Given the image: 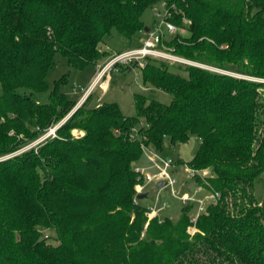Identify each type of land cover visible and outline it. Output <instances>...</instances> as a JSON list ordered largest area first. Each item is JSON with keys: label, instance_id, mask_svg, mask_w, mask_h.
Here are the masks:
<instances>
[{"label": "trees", "instance_id": "1", "mask_svg": "<svg viewBox=\"0 0 264 264\" xmlns=\"http://www.w3.org/2000/svg\"><path fill=\"white\" fill-rule=\"evenodd\" d=\"M159 1L179 30L162 25L156 47L229 73L152 56L117 63L138 65L145 85L171 95L134 93V116L90 105L91 92L76 107L58 84L49 89L56 54L97 65L112 30L141 40L127 49L142 46L155 24L146 31L142 14ZM63 119L56 136L28 147ZM191 135L199 149L177 163L209 169L196 183L218 193L193 234L188 203L177 220L149 219L135 190L145 149ZM263 177L264 0H0V264H264L254 194Z\"/></svg>", "mask_w": 264, "mask_h": 264}, {"label": "rangeland", "instance_id": "2", "mask_svg": "<svg viewBox=\"0 0 264 264\" xmlns=\"http://www.w3.org/2000/svg\"><path fill=\"white\" fill-rule=\"evenodd\" d=\"M163 1H159L152 7H148L142 14V20L147 27L153 26L159 22V17L154 16V13L163 7ZM163 34L166 36L168 32L163 28ZM141 40L134 38L127 40L121 36L116 30H112L110 35L104 37L100 43L101 49H106L110 55L106 56L103 60H100L97 65L88 64L85 67L78 69L68 65L66 57L61 54H56L55 63L46 75V81L49 89H53L57 84L63 93L73 99H78L76 107H79L84 101V96L92 93L90 99V105L95 106L103 102H114L117 103L122 113L126 116H134L136 114L135 107L133 105V94L141 93L146 95L149 99L158 100L163 103H169L171 101V95L157 89L151 85H145L142 81L141 69L138 65H133L129 68H122L121 66L108 67L103 73L102 68L112 59L115 52H122L127 50L129 47L141 45ZM188 60V59H186ZM168 61V60H167ZM192 62L191 65H197L218 71L220 73H229L227 71L211 68L205 65ZM175 62H170V64ZM240 76L238 74H233ZM94 78V79H93ZM65 119L52 125L54 133L50 137L56 136V129L63 124ZM48 128V130L50 129ZM47 130V131H48ZM75 136L83 134L80 130H72ZM44 141V140H43ZM38 144V143H37ZM37 144L29 147H36ZM199 138L196 135H191L186 143L172 144L169 137H165L163 140L162 148L156 151L155 158L161 163V160L171 159L173 161V168H171V176L176 179V183L172 186L164 185L162 187L157 186V180L153 179L150 182H145L142 191L146 194V197L137 199L138 204L146 209H155L157 215L160 218H169L171 220H177L180 215L182 208L185 204L179 199L183 192L189 193L192 199L188 201L190 206L189 214L191 217L197 216L202 212L198 210V203L200 200L204 201L205 208L214 202L211 198V193L201 185L196 183L195 178L191 177L185 169L188 167L180 165L178 160L184 162L189 161L199 149ZM28 148V147H27ZM144 157V155L142 156ZM202 171V170H201ZM150 173H154L149 171ZM205 173L209 172V169H204ZM202 174V173H201ZM204 175V174H202ZM200 179H204L200 176ZM138 184L135 186V190ZM198 192H196V188ZM138 193V191L136 190ZM254 194L259 203L264 198V177L262 181L255 184ZM167 203L166 206H162ZM147 217L152 218L151 214L147 213ZM196 223V222H195ZM195 223L191 222L188 227L190 234L196 231ZM43 238L47 239V243L56 245V235L51 229H42Z\"/></svg>", "mask_w": 264, "mask_h": 264}, {"label": "built area", "instance_id": "3", "mask_svg": "<svg viewBox=\"0 0 264 264\" xmlns=\"http://www.w3.org/2000/svg\"><path fill=\"white\" fill-rule=\"evenodd\" d=\"M155 15L157 17H159V22L155 23L153 28L148 30L147 36H146L142 46H140L138 48L127 49V50L122 51L118 54H115L112 57V59L105 65V67L102 68V70H101L102 73L106 69H108V67L114 66L117 63L128 64L132 61H135V62H140L141 65H144L143 59L147 56L161 58L164 60H168L169 62L172 61L175 63L193 64L192 62H190V61H188V60H186L180 56L173 54L169 50H162V49H159L156 47L157 43L159 41H161L160 32H161V26L162 25H165L167 27V29L172 33L178 31L179 28L176 25H174L173 23L165 20V16L169 15L167 12L164 11L162 14L160 12H156ZM183 21L186 22L185 19ZM52 133H54L53 128H50L43 135H41L36 141H34L31 145H34V144H37V143L43 141L44 139L49 137ZM24 149H27V147ZM24 149H21V150H24ZM155 164L156 165L160 164V167H159L158 173L153 174V175L145 174V173H143V169H141L139 167H135V171L140 173L142 175V178H143V181L137 185V187L139 186L138 188H136L138 193L142 192V189L144 187L145 182H150L153 179H155L157 181L165 180L166 184H168L170 186H172L176 183V179L171 176V172L169 170L173 166V161L171 159L161 160V163H159V161L156 159ZM185 170L193 178H196L197 176L205 177L207 175V173H205L204 170H202V171L201 170H194L191 168H187ZM201 173L204 175H202ZM198 188L199 187L196 188V190H195L196 192L198 191ZM210 193H211V198L213 199V201H215L216 198H218V193L217 192H210ZM180 199L183 201L184 204H187L188 201H190L192 199V196L189 194H183V195H181ZM165 205H166V203L163 204V206H165ZM198 210H199V212L205 211L204 201H202V200L199 201ZM152 211L153 210L150 209L148 214H151ZM197 216L190 217V221L192 223H195Z\"/></svg>", "mask_w": 264, "mask_h": 264}, {"label": "crops", "instance_id": "4", "mask_svg": "<svg viewBox=\"0 0 264 264\" xmlns=\"http://www.w3.org/2000/svg\"><path fill=\"white\" fill-rule=\"evenodd\" d=\"M149 29V27L146 28V31ZM141 36L143 37V33H141ZM94 79V78H93ZM88 95V94H87ZM84 96V99L86 98V96ZM144 157H141L139 161H137L135 163V166L136 167H139L141 169H143V173L145 174H150V175H153V174H156L158 173L159 171V167H160V164L156 165L155 164V161H156V151L155 150H151V149H145L144 150V153H143ZM142 155V156H143ZM174 166H172L171 168H173ZM171 168L169 170H171ZM149 171H152L154 173H150ZM167 185V184H166ZM199 185V184H198ZM198 192V191H197ZM141 193H144V190L141 192ZM145 194V193H144ZM183 194H189L187 192H183ZM145 197H146V194H145ZM181 197V196H180ZM179 197V199H180ZM181 200V199H180ZM182 201V200H181ZM183 202V201H182ZM167 205V203H166ZM165 205V206H166ZM163 206V205H162ZM164 207V206H163ZM150 210V209H149ZM152 213H151V216L154 217V216H158L157 215V211L155 209H152ZM159 217V216H158Z\"/></svg>", "mask_w": 264, "mask_h": 264}, {"label": "water", "instance_id": "5", "mask_svg": "<svg viewBox=\"0 0 264 264\" xmlns=\"http://www.w3.org/2000/svg\"><path fill=\"white\" fill-rule=\"evenodd\" d=\"M166 184V181L165 180H160L157 182V186L158 187H162ZM145 197V194L144 193H137L136 195V198L139 199V198H144ZM262 207H263V212H264V198L262 200Z\"/></svg>", "mask_w": 264, "mask_h": 264}]
</instances>
